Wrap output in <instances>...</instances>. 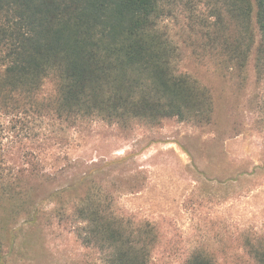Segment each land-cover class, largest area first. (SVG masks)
Wrapping results in <instances>:
<instances>
[{
  "label": "rangeland",
  "instance_id": "obj_1",
  "mask_svg": "<svg viewBox=\"0 0 264 264\" xmlns=\"http://www.w3.org/2000/svg\"><path fill=\"white\" fill-rule=\"evenodd\" d=\"M250 1L248 18L226 0L160 4L157 30L175 49L176 74L213 99L208 123L60 119L54 77L33 103L0 110V170L22 171L36 189L34 224L13 217L12 204L0 208V224L8 214L14 228L0 264H104L109 252L78 236L87 197L106 199L150 244L151 264H186L195 250L255 264L247 243L264 235V45Z\"/></svg>",
  "mask_w": 264,
  "mask_h": 264
},
{
  "label": "trees",
  "instance_id": "obj_2",
  "mask_svg": "<svg viewBox=\"0 0 264 264\" xmlns=\"http://www.w3.org/2000/svg\"><path fill=\"white\" fill-rule=\"evenodd\" d=\"M163 1L0 0V110L21 105V99L33 103L44 82L54 77L57 97L51 103L60 119L210 122L213 99L197 81L176 74L175 49L157 30ZM226 1L242 18L254 12L250 0ZM256 3L264 45V0ZM21 173L0 170V208L7 213L10 208L25 225L34 224L36 189ZM109 210L106 199L82 201L76 211L78 236L109 252L104 264H151L150 244ZM5 217L0 249L2 237L14 232ZM247 249L255 264H264V235L248 238ZM186 264L219 263L195 250Z\"/></svg>",
  "mask_w": 264,
  "mask_h": 264
}]
</instances>
